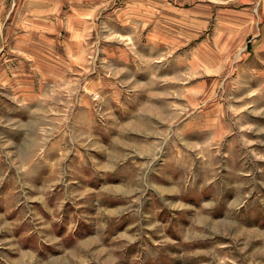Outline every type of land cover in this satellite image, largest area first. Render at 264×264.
<instances>
[{"label":"rangeland","instance_id":"rangeland-1","mask_svg":"<svg viewBox=\"0 0 264 264\" xmlns=\"http://www.w3.org/2000/svg\"><path fill=\"white\" fill-rule=\"evenodd\" d=\"M102 2L0 84V264H264V0Z\"/></svg>","mask_w":264,"mask_h":264},{"label":"crops","instance_id":"crops-1","mask_svg":"<svg viewBox=\"0 0 264 264\" xmlns=\"http://www.w3.org/2000/svg\"><path fill=\"white\" fill-rule=\"evenodd\" d=\"M101 4L102 0H0V84L29 106L37 104L43 89L35 80L45 77L53 64L79 59L76 48L84 44L87 19Z\"/></svg>","mask_w":264,"mask_h":264}]
</instances>
